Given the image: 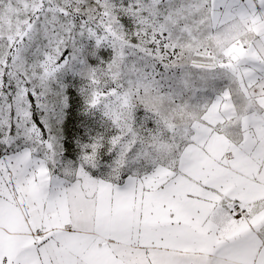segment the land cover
I'll list each match as a JSON object with an SVG mask.
<instances>
[{
    "label": "snow or ice",
    "instance_id": "6c2138e0",
    "mask_svg": "<svg viewBox=\"0 0 264 264\" xmlns=\"http://www.w3.org/2000/svg\"><path fill=\"white\" fill-rule=\"evenodd\" d=\"M0 264H264V0H0Z\"/></svg>",
    "mask_w": 264,
    "mask_h": 264
}]
</instances>
